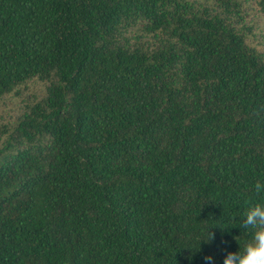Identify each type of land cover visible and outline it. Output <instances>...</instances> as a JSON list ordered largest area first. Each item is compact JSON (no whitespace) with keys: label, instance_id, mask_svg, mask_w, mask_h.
<instances>
[{"label":"trees","instance_id":"trees-1","mask_svg":"<svg viewBox=\"0 0 264 264\" xmlns=\"http://www.w3.org/2000/svg\"><path fill=\"white\" fill-rule=\"evenodd\" d=\"M8 102L0 264H224L250 239L264 0H0Z\"/></svg>","mask_w":264,"mask_h":264},{"label":"clouds","instance_id":"clouds-1","mask_svg":"<svg viewBox=\"0 0 264 264\" xmlns=\"http://www.w3.org/2000/svg\"><path fill=\"white\" fill-rule=\"evenodd\" d=\"M257 195L264 193V181L257 180L254 185ZM247 207L243 213V222L241 227L250 232L248 239L239 250L229 252L224 264H264V203L247 201ZM215 239L214 234L210 232L211 243ZM211 256H206V261H211Z\"/></svg>","mask_w":264,"mask_h":264},{"label":"rangeland","instance_id":"rangeland-1","mask_svg":"<svg viewBox=\"0 0 264 264\" xmlns=\"http://www.w3.org/2000/svg\"><path fill=\"white\" fill-rule=\"evenodd\" d=\"M18 107L12 102L0 104V117L2 116H14L18 112Z\"/></svg>","mask_w":264,"mask_h":264}]
</instances>
